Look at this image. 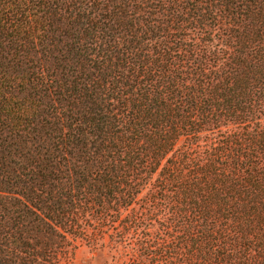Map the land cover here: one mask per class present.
Masks as SVG:
<instances>
[{"label": "trees", "instance_id": "1", "mask_svg": "<svg viewBox=\"0 0 264 264\" xmlns=\"http://www.w3.org/2000/svg\"><path fill=\"white\" fill-rule=\"evenodd\" d=\"M264 264V0H0V264Z\"/></svg>", "mask_w": 264, "mask_h": 264}, {"label": "rangeland", "instance_id": "2", "mask_svg": "<svg viewBox=\"0 0 264 264\" xmlns=\"http://www.w3.org/2000/svg\"><path fill=\"white\" fill-rule=\"evenodd\" d=\"M108 261L109 255L107 252L94 251L87 247L80 249L76 256L77 264H107Z\"/></svg>", "mask_w": 264, "mask_h": 264}]
</instances>
